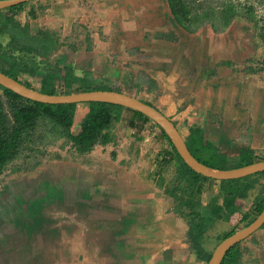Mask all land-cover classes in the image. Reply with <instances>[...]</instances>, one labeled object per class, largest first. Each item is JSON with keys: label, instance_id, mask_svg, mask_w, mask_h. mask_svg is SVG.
<instances>
[{"label": "crops", "instance_id": "obj_1", "mask_svg": "<svg viewBox=\"0 0 264 264\" xmlns=\"http://www.w3.org/2000/svg\"><path fill=\"white\" fill-rule=\"evenodd\" d=\"M168 18L165 0H28L15 13L16 22L29 33L47 30L66 43L73 42L74 50L61 46L58 53L64 58L63 64L72 66L75 73L88 70L107 78L118 75L121 80L134 77L138 69L153 74L150 67H145L151 60H165L164 55L174 54L176 44L145 38L148 29L164 27ZM136 51L147 57L137 59ZM38 80L34 77V87ZM215 82L214 78L207 80L205 89L202 87L204 94L214 89ZM129 86L133 90L128 84L121 90ZM253 95V99L262 98ZM259 102L249 101L254 110L249 108L248 142L263 158L252 161L264 159V108ZM78 104L73 122L74 116L78 119L87 109L86 103ZM172 107L174 103H169L164 113L172 112ZM228 107L220 111L225 115L222 128L227 126L232 135L238 136L247 122L239 126L235 106L231 103ZM199 120L196 116L187 125ZM183 121L187 123V119ZM211 121L212 117L208 126ZM207 125L202 134L216 143L215 148L226 154V163L233 167L237 151L226 147L233 142L231 132L224 128L210 131ZM121 129L117 124L113 141L95 144L73 160L52 161L47 178L42 179L49 189L52 187L51 193L42 195V209L36 217L34 209H28L34 197L24 181L0 183V264L205 263L189 250L185 219L172 210L170 198L155 184L152 160L133 158L124 140L116 143ZM89 157L92 162L84 164L83 159ZM262 177H257L246 196L236 199L240 211L248 212L246 219L254 216V205L264 195ZM212 189L211 193L217 190L216 182ZM54 200L58 202L56 211L49 203ZM227 222L218 219L213 223L224 231L232 228ZM243 224L244 220L234 229ZM239 251L240 263L264 264V222L240 239Z\"/></svg>", "mask_w": 264, "mask_h": 264}, {"label": "trees", "instance_id": "obj_2", "mask_svg": "<svg viewBox=\"0 0 264 264\" xmlns=\"http://www.w3.org/2000/svg\"><path fill=\"white\" fill-rule=\"evenodd\" d=\"M252 2L254 3L253 0ZM252 2L249 3L250 5L248 4L247 9L249 11L252 10ZM24 3H17L0 9V37L6 32L9 39L5 41H11V37H13L25 47L27 38H30L29 44L34 46L33 41H31L32 37L43 34L48 39L52 37V33L47 30H39L34 33L36 36H33L26 30V27L16 22L14 13ZM169 3L172 6V11L179 16L181 22L187 28L199 26L207 21H210L213 27L218 28L227 19V16L221 12L222 7L218 5L219 0H169ZM244 4L246 3H243L242 7H245ZM230 6V4L226 6L227 10ZM249 15L258 17V20L260 19V16H255L253 13H249ZM25 31L31 35L27 37ZM22 34L27 37L24 44L23 39L21 40ZM0 46H2L1 41ZM0 71L17 78L15 72H11L9 69H2L0 66ZM69 74L63 76L64 88L56 90L52 85V79L56 77V74L51 71L45 72L41 77L38 90L46 93H64L94 88L107 89L105 86L94 84L93 81L85 83L82 80L81 84L79 83V85L72 88V80H78V78L73 77L72 79ZM22 82L30 86L27 82ZM85 105H87V109L79 120L78 129L73 132L70 128L76 106L75 102L45 103L28 99L9 88L1 87L0 173L5 165L17 157L20 152L27 151L25 155L39 154L44 151L46 146L53 145L59 140H61V145L68 144L77 155L90 150L95 144H106L113 141L115 138L113 126L121 118L122 110L129 112V116L122 117V119L126 125L133 129L134 133L138 134L145 121H150L157 126L144 114L129 107L105 101H89ZM157 128L160 138L166 141L168 147L161 149L154 155L156 168L153 177L155 184L161 188L163 194L170 198L172 210L185 219L187 225L185 238L189 250L197 259L206 261L210 255V250L203 244L204 231L215 220L228 219L229 215L238 208L236 199L246 196L247 191L253 187L257 177L264 176V170L241 177L218 180L204 176L182 161L167 136L158 126ZM184 142L189 152L200 162L214 168L229 167V164L226 163V154L215 149L209 141L203 140L201 128L195 125L188 126V133ZM111 154L113 153L111 152ZM57 155L55 153L54 157H59ZM240 159V157H237V160L232 164L233 167L251 161L250 158L244 161ZM169 162L173 165V173L170 178L165 179L162 170ZM37 164L38 161L35 160L33 165ZM207 181L216 182L217 190L209 195L205 203L195 201L196 198L200 197L203 184ZM263 203L264 195L254 205V214L260 210ZM247 216L246 212L241 215L244 224L250 220L246 219ZM234 230V228L224 230L218 233L216 239L219 241ZM233 247L231 246L226 254Z\"/></svg>", "mask_w": 264, "mask_h": 264}, {"label": "flooded vegetation", "instance_id": "obj_3", "mask_svg": "<svg viewBox=\"0 0 264 264\" xmlns=\"http://www.w3.org/2000/svg\"><path fill=\"white\" fill-rule=\"evenodd\" d=\"M250 1L252 2V0ZM250 1L219 0L218 5L222 7L221 12L223 15L227 16V19L221 26L215 28L210 21H207L199 26L187 28L185 24L181 22L182 20H180L179 16L172 11L173 9L169 0H166L169 17L167 19V24L161 28L155 27L148 29L145 32V38L149 40H163L171 44L174 43L177 47L172 56L164 55L166 58L165 60L154 59L150 61L149 65L145 66L150 67L153 74H147L148 72L145 71L146 69H138L134 77L126 78L124 76L123 80L125 81H123L118 75L115 78H107L101 75H92L88 70H82L79 72L80 74L73 73V67L63 64L64 58L61 57L58 51L61 49V46H67L69 50H74L75 45L73 42L66 43L60 40L58 35L52 32V37H47L48 39H44V36H41L42 34L38 35L34 46L29 44V38L26 42V47L22 46V44L13 39V37H11V41H5L6 36H1L0 66L2 69H9L11 72H15L17 77L15 79H18L20 82H27L30 87L35 89H38L41 77L48 71L56 74V77L52 79V85L56 90L64 88L63 76L65 77L67 73H71L69 77L72 79L73 77L75 79L78 78V80H72V88L79 85V83L81 84L82 81H85V83H87V81H93L96 85L105 86L107 89L118 91H122L121 88L125 84L133 85V92H128L127 90L124 92L128 94L132 93L131 95L161 111L170 118L177 129V121L184 122L183 120L187 118L186 114L179 115V111H192L194 114L193 120L198 116L197 112L200 106L205 104V102L209 100L214 101L219 94L223 97L227 96L228 98L232 96L233 106H235L236 109V115L234 114L235 121H238L240 126L241 122H247L251 119L249 118V108L253 109L254 107L250 106V100L252 102L256 100L258 102L260 101L259 103L262 104L261 107L264 108V81L261 80L264 75V61L259 62L253 59L254 55L252 56L258 44L262 46V51L264 52V32L261 25L258 24V17H251V14L249 15V13H253L257 16L255 9L252 7L254 4L253 2L251 6L252 10L249 11V9H247L248 4L251 3ZM243 3H246L244 4L245 7H242ZM228 4L231 6L227 10L226 6ZM181 32H183V34ZM185 33L187 35H185ZM203 49L204 51L206 49L208 53L210 51L215 52V56L212 58L214 62L206 61L207 57H204V54L201 53ZM27 53H29L30 56L26 55ZM136 53L137 59L147 57L143 52L136 51ZM260 54L258 56H260ZM176 55H178L177 63H175ZM231 55L235 57V61H232L233 58H231ZM262 56L263 55H261V57ZM209 59L211 58L209 57ZM19 74L31 76V78H39L38 86L34 87L25 77V79L20 78ZM88 74H91V76ZM213 78L216 79V86L214 89H211L213 93L207 92L205 96L202 87L205 89L207 80ZM251 94H259L262 98L253 99L250 97ZM169 103H174L175 107H173L174 109L172 112L164 113ZM213 103H215V101L211 102V104ZM218 107L220 106L217 105V109ZM180 116H182L181 119H179ZM224 116L225 115L221 114L219 111H214L212 113L211 125L215 130L216 128H222ZM190 125H194V122ZM190 125H187V133L188 126ZM241 126H243V124H241ZM152 127L155 128L157 126L153 125ZM223 128L230 131L227 126H223ZM241 131L242 130L239 131L240 134L238 136L232 135L233 131H230V138L233 142L229 141L226 147L231 150H236L237 156L241 158V161L247 160L248 158H250L251 161L254 158H263L260 151H256V149L254 150L249 146L248 137H250L251 127L248 122L245 124L243 132ZM181 135L183 139H185L186 135ZM262 178L264 179V176ZM263 205L264 203L262 206ZM235 211L239 214L237 221H241V215L244 212L240 211L239 206ZM259 211L253 214L254 216L250 220H252ZM227 220H229V217ZM250 220L248 222H250ZM237 221L236 223L238 224ZM263 222L264 220L261 223ZM234 227L236 226H232V228ZM239 241L231 245L234 247L227 254L226 252L231 246L226 249L219 264H242L239 261L240 259H238V255L240 254Z\"/></svg>", "mask_w": 264, "mask_h": 264}, {"label": "water", "instance_id": "obj_4", "mask_svg": "<svg viewBox=\"0 0 264 264\" xmlns=\"http://www.w3.org/2000/svg\"><path fill=\"white\" fill-rule=\"evenodd\" d=\"M23 1H27V0H0V9L10 5L21 3ZM181 33L183 34V32ZM185 35L187 34L185 33ZM2 36H6V39H9L8 33L6 32L2 34ZM205 52L206 49L205 51L203 49L201 53L204 54V57L205 56L207 57L206 61L214 62L212 58L213 56H215V52L214 51L213 52L210 51L209 53L208 52L205 53ZM26 55L30 56L29 53H27ZM209 57L211 59H209ZM72 72L74 73V69H72ZM0 86L9 88L10 90L28 99L37 100L45 103L75 102L76 104H78L82 102L86 103L89 101H105L137 110L142 114H144L146 117H148L163 131V133L169 139L171 145L174 147L175 151L178 153L182 161L187 166H189L194 171L210 178H214L217 180L236 178L264 170V160H255V161L243 163L239 166L225 167V168H214L204 164L203 162H200L189 152V150L185 145L182 135L180 134L176 125H174L173 122L170 120V118H168L165 114H163L161 111H159L152 105H149L146 102L124 91H118L114 89L94 88V89L78 90V91H71L65 93H59V92L46 93L39 91L38 89L32 88L30 86H27L22 82H20L18 79H15L11 77L9 74L4 73L2 71H0ZM206 92L213 93L211 92V90L209 91L206 90ZM214 101L215 103L211 104V102ZM214 101H210L208 103L206 102L205 104H203V106L200 107V109L197 112L198 116L200 117L199 120L200 122H197L195 126L201 128V130H203V128H206L207 121L211 119V115L214 111L220 112L222 109L228 110L229 108L228 104L231 103L233 104V102H231V96L228 98L227 96L223 97L220 94L216 96ZM217 105L220 106L218 107V109H217ZM204 121L206 122V124L201 123ZM208 128L211 129L210 131H217L211 125L208 126ZM204 136L205 135L202 134L203 140H207L212 144L215 143L211 141L209 138L207 139ZM16 181H18V179ZM40 186H41V190H39L38 192L36 191V193H34L33 195L34 203H32L31 201L30 203H28V209L31 208L34 209L33 213H35L34 215L35 217H36V213L39 214V211H41L42 209L41 208L42 207L41 198L43 197L42 195L49 192L51 193V189H52V187L50 189L47 187L44 190H42L43 186L42 185ZM14 188L17 189V186H15ZM54 202H56V204L58 203L56 200H54ZM54 202H49V203L52 204ZM22 209L23 210L26 209L25 203H22ZM263 220H264V205L262 206L259 213L252 220H250V222L246 223L242 227L234 230L230 234L220 239L211 250L209 257L207 258L204 264H219L226 249L229 248L234 243H236L237 241H239L240 239L244 238L253 230H255Z\"/></svg>", "mask_w": 264, "mask_h": 264}, {"label": "rangeland", "instance_id": "obj_5", "mask_svg": "<svg viewBox=\"0 0 264 264\" xmlns=\"http://www.w3.org/2000/svg\"><path fill=\"white\" fill-rule=\"evenodd\" d=\"M217 2V1H216ZM253 8L255 9V12L257 14V16H260V19L258 20V24L261 25L263 32H264V0H254V4H253ZM28 35L30 36L31 34H29L27 31H25ZM33 36H36L35 34H32ZM44 36V39H46L45 35H41ZM48 36V35H47ZM4 37V36H2ZM27 37H24V34L21 35V40L23 39V44L24 41ZM33 43L35 44L37 37H32ZM20 40V39H19ZM27 40H29L27 38ZM26 43V42H25ZM261 51V54H260ZM260 54V56H258ZM254 55L253 59L262 62L264 61V52L262 51V46L258 44V47L256 48L255 52L252 53V56ZM261 55H263L261 57ZM258 56V57H257ZM231 58H233L232 61H235V57L233 55H231ZM258 62V63H259ZM87 75V73H86ZM91 76V74H88ZM19 77L22 79H28L30 84L34 83V78L31 76H27V75H22L19 74ZM25 77V78H24ZM264 81V75L262 76V79ZM95 84V82H93ZM37 84V83H36ZM128 92H133L130 87H128L126 89ZM0 91H1V87H0ZM132 94V93H131ZM254 97L256 95H253ZM252 96V97H253ZM81 103H79L78 105H80ZM77 106V105H76ZM82 106V104L80 105ZM173 109V107H172ZM169 112V111H167ZM181 112V114H180ZM183 113L186 114V116L188 118L187 119V123H183L180 121H177V126H178V130L181 132V134L186 135V126L188 124V122L193 118L194 114L192 111H179V115H183ZM121 118L114 123V125L118 124L119 127L121 126V130L119 131L118 135V140H116L118 143L123 142L124 140V145H126L130 150H131V155L134 156L133 158H137L139 160L143 159L146 162H149L150 160H152L153 162V166H154V170L155 171V163H154V155L155 153H157L158 151H160L161 149H165L166 147H168V144L166 143L165 140L161 139L159 136V131L158 128L155 127L153 128V124L150 121H145L142 124L141 127V132L138 131V137L137 135H134V131H130V128L128 125H126V123L123 121L122 117H127L129 116V112L127 110H122L121 112ZM198 115V114H197ZM196 116V114H195ZM182 116L179 117V119H181ZM81 118V116L77 119V117L74 116V122L71 125V131H75L78 128V121ZM113 126V131L114 128L116 127ZM136 136V137H133ZM61 140H59V142L53 144V145H48L44 148V151L42 153H34L33 155H25V153H27V151H22L19 153V155L17 157H15L14 159H12L10 162H8L4 169L2 170V172L0 173V183L2 184H10L12 183H16L13 182V180L16 179H21V181H24L23 183L26 185L27 189L30 191L31 195H34V193H36V191L38 192L39 190H41V186H43L44 190L45 188L48 187L47 183L45 180H42L43 177L47 178L46 176H48L49 173V168H51V163L52 161H56L59 158H64L67 160H73L75 159V157H79V154H75L72 150V148H70L68 146V144H63L61 145ZM55 153H57L59 155V157H54ZM57 155V156H58ZM37 160L38 164L37 165H33L34 161ZM92 162V158H84L83 159V163L84 164H90ZM163 175L165 177V179L170 178V176L173 173V165L171 162H169L167 164V166L162 170ZM51 177V176H50ZM213 183L212 181H207L204 182L203 184V189H202V193L200 195V197L196 198L195 201H199L201 203H205L207 201V199L209 198V195L211 194V191L213 190ZM11 185V186H12ZM10 186V187H11ZM11 188H14L13 186ZM51 188V186H50ZM14 192V191H13ZM55 205V206H53ZM57 204L56 202L51 204V209L56 211ZM229 221V220H228ZM238 224H233L231 221L227 222L228 226H239L243 223V221H237ZM219 225L213 223L211 225H209V227L204 231L205 233V237H204V246L208 249V250H212L213 247L215 246V244L218 242V240L216 239V236L218 235V233H220L221 230L220 228H218Z\"/></svg>", "mask_w": 264, "mask_h": 264}, {"label": "built area", "instance_id": "obj_6", "mask_svg": "<svg viewBox=\"0 0 264 264\" xmlns=\"http://www.w3.org/2000/svg\"><path fill=\"white\" fill-rule=\"evenodd\" d=\"M238 212H232L230 215H229V221H231L233 224H235V222L238 220Z\"/></svg>", "mask_w": 264, "mask_h": 264}]
</instances>
